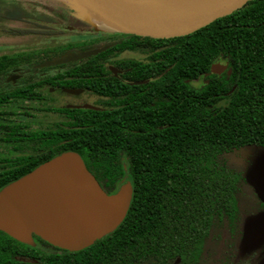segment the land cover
Here are the masks:
<instances>
[{
	"label": "trees",
	"instance_id": "obj_1",
	"mask_svg": "<svg viewBox=\"0 0 264 264\" xmlns=\"http://www.w3.org/2000/svg\"><path fill=\"white\" fill-rule=\"evenodd\" d=\"M115 33H101L97 42L116 43L90 58L147 49L152 79L132 86L140 90L131 107L109 109L107 85L108 108L74 110L84 126L70 130L72 141L55 145L53 155L79 153L107 193L130 181L128 211L113 231L77 251L36 235L35 245L25 244L0 231V264H201L213 226L235 221L242 177L225 165L226 156L248 145L264 148V0L184 36ZM61 52L55 45V55ZM219 57L228 66L217 74L211 65ZM14 179L0 178V188Z\"/></svg>",
	"mask_w": 264,
	"mask_h": 264
},
{
	"label": "flooded vegetation",
	"instance_id": "obj_2",
	"mask_svg": "<svg viewBox=\"0 0 264 264\" xmlns=\"http://www.w3.org/2000/svg\"><path fill=\"white\" fill-rule=\"evenodd\" d=\"M31 1L28 6L32 5V9L29 10L24 3L22 7L0 0V178L17 179L54 157V146L70 143V130L84 126L74 110L108 108L102 101L107 96V85L112 95L109 109L120 110L125 104L129 103L131 107L139 103L140 89L134 91L132 86L147 84L152 79L146 47L145 51L115 50L109 58L88 57L53 64L55 56L96 47L103 44L96 41L101 33L115 32L102 30L97 25L93 26L97 35L88 42L84 37L55 41V36L59 38L65 29L73 30V27L67 26L68 15L64 13H58L54 20L53 2L66 3L71 8L69 3L64 0ZM66 13L74 14V11L67 10ZM76 17L81 25L85 24V20ZM82 31L85 32L84 26ZM120 38L125 39L124 36ZM55 45L63 52L55 55ZM101 63L109 74H101ZM226 70L227 67L217 74ZM102 80L106 86L101 85ZM126 86H129L127 91ZM143 90L142 103L146 105L149 103L148 90ZM160 100L163 102L165 95L162 94ZM262 236V232L256 235L252 243ZM219 253L205 252L201 262L229 264L230 260ZM234 256L230 263L245 264L236 262ZM178 263V258L171 262Z\"/></svg>",
	"mask_w": 264,
	"mask_h": 264
},
{
	"label": "water",
	"instance_id": "obj_3",
	"mask_svg": "<svg viewBox=\"0 0 264 264\" xmlns=\"http://www.w3.org/2000/svg\"><path fill=\"white\" fill-rule=\"evenodd\" d=\"M250 0H207L182 11L152 8L139 0H74L77 16L103 29L129 35L169 39L188 35L228 15ZM114 43L66 51L53 64L97 55ZM219 57L213 72L227 67ZM113 71L114 68H111ZM130 181L107 193L75 151H63L0 188V231L29 245L33 235L51 245L77 251L113 231L132 199ZM260 231L255 230L254 235ZM28 260V258H22Z\"/></svg>",
	"mask_w": 264,
	"mask_h": 264
},
{
	"label": "rangeland",
	"instance_id": "obj_4",
	"mask_svg": "<svg viewBox=\"0 0 264 264\" xmlns=\"http://www.w3.org/2000/svg\"><path fill=\"white\" fill-rule=\"evenodd\" d=\"M40 1L44 3L45 0ZM64 1L71 6L75 5L74 0ZM5 2L11 5L18 4L22 7L23 3L27 6L32 4L31 0H22V2L21 0H5ZM31 6L29 5L27 9L31 10ZM53 8L55 21L58 13H64L68 15L67 19L69 22L67 26L69 29L73 27V30L65 29L64 34L59 38L55 36V41L60 42L84 37L88 42L89 39L97 35V33L93 32L94 28L90 22L84 21L80 17V20L84 21L85 24L81 25L79 23V18L76 17L78 9L69 8L66 3L56 1L53 2ZM67 10H73L74 14L66 13ZM73 15L75 16L73 17ZM83 26L85 27V32L82 31ZM199 83H196V85ZM225 165L239 172L242 177L240 190L237 195L235 221L231 224L225 218L222 222L216 223L205 242L204 252L209 254L220 252L219 254L226 256V259L230 260V262L233 255H235L236 262L264 264V148L255 145L241 147L226 156ZM254 230H259L263 236L257 242L252 243L256 236L252 233ZM230 262L229 264H232ZM201 264L205 263L201 262Z\"/></svg>",
	"mask_w": 264,
	"mask_h": 264
},
{
	"label": "bare ground",
	"instance_id": "obj_5",
	"mask_svg": "<svg viewBox=\"0 0 264 264\" xmlns=\"http://www.w3.org/2000/svg\"><path fill=\"white\" fill-rule=\"evenodd\" d=\"M142 3L164 11H182L196 7L207 0H139Z\"/></svg>",
	"mask_w": 264,
	"mask_h": 264
}]
</instances>
